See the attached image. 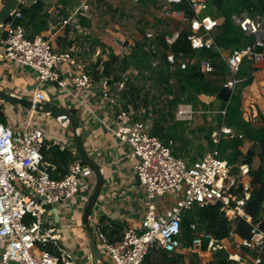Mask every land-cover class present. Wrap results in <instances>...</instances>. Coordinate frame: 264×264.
I'll list each match as a JSON object with an SVG mask.
<instances>
[{
  "label": "built area",
  "instance_id": "1",
  "mask_svg": "<svg viewBox=\"0 0 264 264\" xmlns=\"http://www.w3.org/2000/svg\"><path fill=\"white\" fill-rule=\"evenodd\" d=\"M139 4L143 0H130ZM91 0H83L73 14L63 21L65 27L80 14L87 12ZM187 4L192 12L174 8ZM160 17L167 19L174 13L182 30H187L188 41L195 50L216 51L229 71L226 87L233 93L242 80L239 73L245 61L259 64L264 59V16L251 17L244 14L236 19L238 26L248 36L255 37L254 43L240 50L224 51L215 42V32L219 19L207 14L211 9L209 0H160ZM206 13V14H205ZM9 24L0 22V30L7 34L3 43V59L19 67L31 69L37 76L34 90V104L47 103L45 87L52 85L65 90L69 85L81 91H95L100 99L113 111L115 122L109 130L131 149V158L136 161L137 177L144 187L149 211L141 221L139 228L127 227L119 241L113 242L100 231L95 224L97 241L102 253L110 264H144L145 260L157 251L168 254L184 253L215 254L230 249L243 251L244 256L229 254L228 260L238 264H264V214L253 223L245 213L246 202L252 192L250 167L238 162L229 164L222 159L219 144L223 136L232 139L236 132L226 126L212 133L214 147L201 158L191 161L173 153L174 140L166 145L159 136L153 134L154 120L145 119L144 112H136L132 105L123 107L122 94L129 81L139 77L137 71L124 73L123 79L113 82L111 78L100 76L96 79L86 70V64L72 50H57L45 37L29 38L27 30L14 24L22 18L18 5L11 12ZM180 32L165 35L167 46L171 47L179 38ZM153 32L145 34L146 51L158 54L159 46ZM167 61L174 69L179 66L186 69L188 60L167 53ZM159 64L155 61L154 66ZM205 74L215 71L210 59L200 61ZM98 71L102 75L103 68ZM31 111H37L35 107ZM226 115V110L203 111L191 104L182 103L175 111L177 121L185 122L189 131L196 126L197 116ZM152 119V120H151ZM62 128L69 124L58 119ZM73 135L71 134V137ZM242 136H240L241 138ZM46 131L41 125L25 128H13L0 123V264H78L73 252L59 245V236L55 226L48 222V209L63 203H70L83 191L86 201L89 199L95 183L92 169L84 164L77 152L72 150V161L67 174L54 179L45 169L43 155ZM57 145L67 146L65 141H54ZM177 195L169 215H157L153 200L167 195ZM88 202V201H87ZM220 204V211L228 222L243 218L252 227L251 239L241 240L234 228L226 240H217L202 230L198 222L190 224L192 241L190 246L183 243V222L186 212L195 207ZM99 227V228H98ZM234 227V226H233ZM205 241H208L206 249ZM251 255H248V254ZM101 254V256H102ZM105 262V261H104Z\"/></svg>",
  "mask_w": 264,
  "mask_h": 264
},
{
  "label": "crops",
  "instance_id": "2",
  "mask_svg": "<svg viewBox=\"0 0 264 264\" xmlns=\"http://www.w3.org/2000/svg\"><path fill=\"white\" fill-rule=\"evenodd\" d=\"M6 1L0 0V15L4 11ZM38 1L44 2L42 19L44 21V30L37 33L36 37L41 36L49 39L57 50H72L76 52L79 59L83 60L86 64V70L92 76H94L96 64L100 60L107 61L110 52L123 59L126 53L128 54L136 44L115 38H111L109 40L110 43L103 41L105 38H102V34L95 29L96 24L91 11L92 4L98 5L101 0H91L89 10L78 15L76 19H73L65 27L62 26L63 21L68 19L80 7L83 0H19L18 7L30 8L37 4ZM118 1L150 13L151 17L149 15L142 17L143 28L140 31L143 35V37L141 36L142 43H146L145 34L147 31L155 34V41L159 44V38L165 37L166 34L172 35L178 33L182 30L178 14L174 13L172 17L167 19H162L159 16L160 9L158 6L160 0H143L139 4H134L130 0ZM209 2L211 9L207 14L213 15L214 6L212 0H209ZM174 11H177L176 7ZM244 14L247 13H243L242 15ZM241 16H233L236 25H238L236 19ZM27 33L29 34L28 31ZM6 36L7 34L0 30V90L12 97L31 101L34 90L37 87V76L31 69L19 67L3 59L4 50L2 41ZM253 38L255 39V37ZM112 40L114 41V45H117L126 53L120 54L116 52ZM94 41L95 43L93 44ZM126 43H128V46H125ZM159 50L163 54L166 53L162 45L159 46ZM223 50L226 52L231 51ZM262 51L264 53V49ZM245 66L247 68L254 67L255 69L252 71V81L243 87L241 91V119L243 123L247 124L250 138L243 137V131L237 133L234 130L237 134V137L234 139L242 140V145H240L239 149L243 156H246L251 150H256V153H258V149H256L258 147L256 137L264 134V59L257 65L246 61ZM101 68H103L102 65L98 67V71ZM132 71L136 70L130 69L126 73ZM45 91L49 100L47 103H54L70 109L81 120L83 125L81 139L85 151L101 167L105 179L102 192L91 216V222L92 225L97 223L100 225V231H102L108 240L113 242L119 241L123 236L125 228H139L141 221L149 211L146 204L147 196L145 189L142 187L135 170L136 161L131 158L132 149L128 144L121 143L109 130L114 125L115 115L100 99L98 92H78L71 85L65 90L48 85V87H45ZM202 99L208 104L213 103V110H217L218 106L221 105V101L216 97L204 96ZM0 108L4 113L6 124L13 128H25L29 125L38 126V124L42 126L46 131L45 146L43 147V151L46 154L44 156L45 169L47 171L51 169V173L54 176L60 177L62 171L56 173V166L51 164L54 157L50 152L54 147H59L62 150L70 152L72 150L76 151L73 136L71 137L72 131L70 126L62 128L58 120L39 111L32 112L31 107L28 106L10 105L0 101ZM214 118L215 115L197 116L195 128L184 132L185 146L182 142L174 140L175 148H178V153H180L182 158L188 161H195L209 151L201 129L215 126ZM219 129L216 128L215 131ZM240 136L242 137L240 138ZM223 139L232 140L228 136H223ZM55 140L59 142L65 141L67 148L63 149V145L55 144ZM70 164L71 162L69 166ZM253 167L254 169L264 168V162L259 156L254 158ZM91 182H96L95 176L91 179ZM85 193L83 191L70 203L50 207L47 219V222L56 228L60 247L73 252L78 258V264H92L87 237L82 226L83 210L88 201H86ZM177 198V195L170 194L153 200L151 203L155 207V213L160 216L169 215L170 209ZM226 253L245 255L243 251L236 249H230ZM248 255L251 254L249 253ZM185 256V264H190V255L185 254ZM199 258L202 264H217L214 254L203 253L199 255ZM102 259L105 261V264H110L109 259L107 257L105 259L103 254Z\"/></svg>",
  "mask_w": 264,
  "mask_h": 264
},
{
  "label": "trees",
  "instance_id": "3",
  "mask_svg": "<svg viewBox=\"0 0 264 264\" xmlns=\"http://www.w3.org/2000/svg\"><path fill=\"white\" fill-rule=\"evenodd\" d=\"M212 3L214 6L213 16L219 19L220 23L215 32L216 44L225 50L231 51L240 50L252 45L254 38L245 34L235 24L233 16H241L243 13H247L251 17L257 15L264 16V0H212ZM176 9L186 11L189 17L192 16V12L188 10L186 3L182 6H177ZM20 10L22 18L15 20L14 24L23 26L29 32V38H35L37 33L44 30V21H42L44 2L38 1L32 7L20 8ZM158 40V45L164 46L166 53L163 54L161 50H158L159 55L149 53L145 49L147 44L138 42L123 59H120L113 52H110L107 61L100 60L96 64L93 75L96 79L100 76H105L111 78L113 82H118L123 79L122 75L128 70H136L139 77L136 78L135 82L129 81L126 84L125 90L121 92V100L124 108L132 105L136 112H140L141 107H143L145 110V119L150 118L151 115H154L158 111L155 109L156 105L153 102V96L150 94L146 84L138 85L136 82L141 78L145 81L153 80L156 82L160 90L162 89L160 97L164 101V104L159 111L161 112L159 118L157 120L153 119V134L159 136L166 145H168L170 140H178L185 146L184 132L189 129L185 122L176 120L175 111L182 103L191 104L194 108H198V105L202 103L200 98L204 96L218 98V93L229 79V71L225 63L221 60L220 54L216 51L193 49L191 43L188 41L187 30L183 29L180 31L179 38L171 47L167 46L164 37ZM168 52L173 53L177 58L182 57L187 59L188 64L186 69H181L179 66L171 69L167 61ZM203 59L211 60L215 68L214 72L205 74L202 71L200 61ZM155 61H159V64L156 66H154ZM245 64L246 61L239 73V78L242 79V83L233 93L230 103L225 104L221 102V105L218 106L217 110H226V115H215L214 121L216 125L201 129L209 149L215 146L212 139V132L222 126L231 128L237 133L243 131V137L250 138L247 124L243 123L241 119V91L243 87L252 81V71L255 68H247ZM100 65L103 66L102 75L98 72ZM141 102H143V105H141ZM0 123H7L1 108ZM256 140L258 142V147L256 148L258 149V153H256V150H251L246 156H243L239 149L240 145H242L241 139H223L218 146L222 159L228 161L229 164L241 162L250 167L253 189L250 199L246 202L245 213L252 219L253 223L261 219L263 214L262 207H264V168L254 169L253 167V160L256 156H259L264 162V134L256 137ZM178 151V148L173 146V153L181 157ZM50 153L54 157L51 164L56 166V173L58 171L62 172L60 177L54 176L51 173V169L48 172L52 178L61 179L68 172L69 163L73 159L72 153L68 150H62L59 147H54ZM43 155L46 156L44 151ZM220 208V204H209L203 207L197 206L185 213L183 222L184 246L189 247L191 244L193 237L189 227L193 222H198L202 230L220 241L226 240L232 228H234L239 239H251V225L243 218H237L233 223L228 222L221 213ZM207 243L208 241H205L204 249H206ZM154 257L156 258L155 260ZM189 257L191 259L190 264H202L197 254L193 253ZM214 257L217 259V264H238L229 261L225 251L215 253ZM185 258L184 253L168 254L164 251H157L150 255L144 264H185Z\"/></svg>",
  "mask_w": 264,
  "mask_h": 264
},
{
  "label": "water",
  "instance_id": "4",
  "mask_svg": "<svg viewBox=\"0 0 264 264\" xmlns=\"http://www.w3.org/2000/svg\"><path fill=\"white\" fill-rule=\"evenodd\" d=\"M18 1L19 0L6 1L4 11L0 15V22L2 24L6 25L12 21L11 12L15 10L16 6L18 5ZM125 46H128V43H126ZM217 97L221 102L225 104H229L232 98V91L230 88L224 86L218 93ZM0 101L10 105H23L31 108L35 107L37 111L47 114L55 120L61 119L63 123L69 124L72 131L77 154L81 159V161L92 169V171L94 172V176L96 178L94 189L88 199V202L83 210V215H82V226L88 241L91 263L105 264L100 253L96 230L94 229V226L92 225L91 222V216L94 212V208L97 204L98 198L102 192L105 179L102 174L101 167L95 161H93L85 151L81 139V131L83 129V125L81 123L80 118L77 116L76 113L72 112L70 109L56 105L54 103L34 104L30 100L12 97L1 90H0ZM262 213L264 214V207H262Z\"/></svg>",
  "mask_w": 264,
  "mask_h": 264
},
{
  "label": "rangeland",
  "instance_id": "5",
  "mask_svg": "<svg viewBox=\"0 0 264 264\" xmlns=\"http://www.w3.org/2000/svg\"><path fill=\"white\" fill-rule=\"evenodd\" d=\"M91 7V11L94 17L93 19L96 24L95 29L98 30L100 34H102V38H105V40H103L104 42L110 43L109 40H111V38H115L121 41H128L132 44L141 42V36L143 37L142 33H140L141 29L143 28L142 17L144 15H149V17H151L148 11H142L138 7H132L131 5L120 3L118 0H101L98 5H95L94 3ZM100 42L102 41L100 40ZM94 43L95 41L93 42V44ZM112 43L113 46L116 47H114V49H116V52L120 54L126 53L124 50L122 51L120 47L114 45L113 40ZM136 83L138 85L146 84V87L149 88L148 90L153 96V102L156 105L155 109L158 111L154 115H151V118L157 120L161 115V112L159 111L164 104V101H162L160 97L162 89L160 90V87L153 80L145 81L141 78L138 79ZM46 87H48V85ZM148 90L146 91L148 92ZM200 99L202 100V103L198 105L197 109H201L203 111L213 110V103H206L205 101H203L202 97ZM141 105H143V102H141ZM144 111L145 110L143 109V107H141L140 112L142 113Z\"/></svg>",
  "mask_w": 264,
  "mask_h": 264
}]
</instances>
